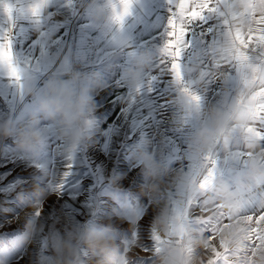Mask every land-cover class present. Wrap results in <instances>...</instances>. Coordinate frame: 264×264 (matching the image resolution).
Wrapping results in <instances>:
<instances>
[{
  "label": "crops",
  "instance_id": "obj_1",
  "mask_svg": "<svg viewBox=\"0 0 264 264\" xmlns=\"http://www.w3.org/2000/svg\"><path fill=\"white\" fill-rule=\"evenodd\" d=\"M127 3L125 14L123 0H0V43L10 41L21 77L17 81L0 64V101L20 117L40 120L45 116L38 114L39 99L49 85L73 86L86 100L83 128L92 131L107 121L110 129L124 128L134 139L136 127L143 126L138 142L148 160L165 153L175 173L196 175L195 199L203 195L199 180L214 164L212 197L226 205L251 201L247 210L258 209L264 201V139L256 132L264 133V122L250 125L256 84L251 70L240 73L230 62L234 44L228 34L244 20L246 0H224L218 11L185 22L179 82L165 51L178 0ZM250 55L256 63L259 52ZM221 68L227 70L223 75ZM257 75L264 83V66ZM164 111L174 113L168 125ZM201 133L211 134L206 146Z\"/></svg>",
  "mask_w": 264,
  "mask_h": 264
},
{
  "label": "rangeland",
  "instance_id": "obj_2",
  "mask_svg": "<svg viewBox=\"0 0 264 264\" xmlns=\"http://www.w3.org/2000/svg\"><path fill=\"white\" fill-rule=\"evenodd\" d=\"M7 107L0 101V123L13 126L12 134L0 136V264H45L52 255L50 237L91 223L111 227L121 264H156L174 252L183 264H206L210 233L202 235L191 224L181 229L175 220V211L186 201L195 203L197 176L175 173L165 153H155L149 161L139 143L143 126L136 127L134 139L124 128L110 129L107 121L92 131L78 126L83 138L72 143L60 134L59 120L45 117L36 121L44 133L41 142L26 149L16 133L31 118ZM162 115L166 125L174 119L172 111ZM167 131L161 136L165 143ZM165 219L161 230L158 225ZM173 230V243L156 254L153 233L167 237ZM244 239L243 233L234 236L230 247L240 248ZM213 243L219 247V237ZM84 259H91L86 251ZM255 264H264V252Z\"/></svg>",
  "mask_w": 264,
  "mask_h": 264
},
{
  "label": "snow or ice",
  "instance_id": "obj_3",
  "mask_svg": "<svg viewBox=\"0 0 264 264\" xmlns=\"http://www.w3.org/2000/svg\"><path fill=\"white\" fill-rule=\"evenodd\" d=\"M124 2V13L129 9L127 0ZM224 0H178L177 8L174 16L168 20V42L165 45V51L173 57L171 71L175 74V79L179 82L182 80L181 65L178 59L181 56L186 36L185 22L194 19H203L205 12L218 11L216 5L223 3ZM248 9L244 13V20L238 22L234 28H229L228 34L231 36L234 44L233 54L237 71L242 72L243 69L251 70L253 74V82L256 87L251 94V103L253 110L251 112L250 125L256 122H264V83L259 82L257 73L264 66V0H246ZM5 11L11 15V8ZM34 13L36 9L32 10ZM119 18V17H118ZM239 21V17H237ZM228 24L227 21H225ZM259 52V56L255 57L256 63H253V56L250 53ZM0 64L5 65L11 77L17 81L20 80V72L12 63L11 44L10 41L0 43ZM258 88V90H257ZM185 91L188 89L185 88ZM193 99L199 103V96L193 95ZM253 127H249V131H253ZM256 135L264 139V133L256 132ZM214 164L213 168L207 170L198 182L197 186L203 195L199 198L189 199L186 201V207L175 211V220L181 229L185 224L196 226L198 232L202 235L204 232L210 233L206 238L207 246L205 252L211 255L207 258L206 264H255L258 254L264 252V228L260 225L264 223V201L260 203L258 209L247 210V205L251 201L237 199L226 205L218 198L212 197L214 185ZM212 205V209L208 205ZM200 212L211 211V215L197 216L195 211ZM259 211V215H257ZM37 216L40 212L37 211ZM224 220L229 223H223ZM235 226V231L231 229ZM244 234L245 239L240 248L234 249L230 247L232 238ZM176 235L173 230L162 237L156 232L153 233L155 242L154 251L159 254L161 250L173 243L172 237ZM219 237V247L213 240ZM179 242V237L177 241Z\"/></svg>",
  "mask_w": 264,
  "mask_h": 264
},
{
  "label": "clouds",
  "instance_id": "obj_4",
  "mask_svg": "<svg viewBox=\"0 0 264 264\" xmlns=\"http://www.w3.org/2000/svg\"><path fill=\"white\" fill-rule=\"evenodd\" d=\"M86 100L77 93L73 86H63L57 83L49 85L38 103V114L60 122V134L64 139L76 143L83 136L77 130L85 116L82 106ZM38 115L32 117L31 123L22 126L18 133L20 146L33 149L41 142L44 133L36 125ZM13 133V126L9 122L0 123V136ZM210 133H201L200 142L206 146ZM105 224L91 223L84 226L74 225L65 234L49 238L52 255L45 264H121L120 254L115 245V234L111 227ZM167 226L166 219L158 227L163 230ZM32 228L29 225V240ZM90 260L85 261L84 252ZM156 264H183L179 252L157 259Z\"/></svg>",
  "mask_w": 264,
  "mask_h": 264
},
{
  "label": "built area",
  "instance_id": "obj_5",
  "mask_svg": "<svg viewBox=\"0 0 264 264\" xmlns=\"http://www.w3.org/2000/svg\"><path fill=\"white\" fill-rule=\"evenodd\" d=\"M206 36H207V35H206ZM79 67H80V66H79L78 63H74V69H75V70H77ZM226 71H227L226 68H221L219 74H220V75H223V74L226 73Z\"/></svg>",
  "mask_w": 264,
  "mask_h": 264
},
{
  "label": "bare ground",
  "instance_id": "obj_6",
  "mask_svg": "<svg viewBox=\"0 0 264 264\" xmlns=\"http://www.w3.org/2000/svg\"><path fill=\"white\" fill-rule=\"evenodd\" d=\"M106 223V222H105Z\"/></svg>",
  "mask_w": 264,
  "mask_h": 264
}]
</instances>
